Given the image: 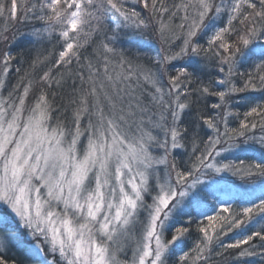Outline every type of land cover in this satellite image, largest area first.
Segmentation results:
<instances>
[{
    "label": "trees",
    "instance_id": "trees-1",
    "mask_svg": "<svg viewBox=\"0 0 264 264\" xmlns=\"http://www.w3.org/2000/svg\"><path fill=\"white\" fill-rule=\"evenodd\" d=\"M149 1L68 0L88 12L63 59L64 9L0 0L1 97L41 103L59 130L98 132L111 119L150 133L182 184L227 186L189 192L168 222L175 244L164 264H264V0L231 20V0ZM0 214V231L13 236L0 264H43L34 243L63 264L1 204Z\"/></svg>",
    "mask_w": 264,
    "mask_h": 264
},
{
    "label": "rangeland",
    "instance_id": "rangeland-1",
    "mask_svg": "<svg viewBox=\"0 0 264 264\" xmlns=\"http://www.w3.org/2000/svg\"><path fill=\"white\" fill-rule=\"evenodd\" d=\"M46 2L52 12L68 13L64 59L75 47L72 32L88 9L79 2L71 9L68 0ZM229 2L231 20L250 0ZM140 6L150 9L151 4L141 0ZM15 10L10 6L14 15ZM0 54L6 51L0 48ZM2 77L0 64V204L17 228L41 236L63 264H164L175 244L171 230L167 233L171 216L192 189L208 183L182 184L167 164L163 142L153 144L150 133L124 132L111 119L98 132L49 127L41 103L19 98L5 104ZM210 162L207 168L215 169ZM11 238L0 231L1 250ZM33 250L43 264H57L39 243Z\"/></svg>",
    "mask_w": 264,
    "mask_h": 264
}]
</instances>
